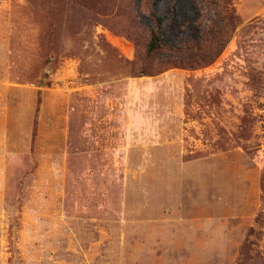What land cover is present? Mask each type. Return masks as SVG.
<instances>
[{
	"label": "rangeland",
	"instance_id": "1",
	"mask_svg": "<svg viewBox=\"0 0 264 264\" xmlns=\"http://www.w3.org/2000/svg\"><path fill=\"white\" fill-rule=\"evenodd\" d=\"M215 2L216 62L139 77L131 0H0V264H264V0Z\"/></svg>",
	"mask_w": 264,
	"mask_h": 264
},
{
	"label": "trees",
	"instance_id": "2",
	"mask_svg": "<svg viewBox=\"0 0 264 264\" xmlns=\"http://www.w3.org/2000/svg\"><path fill=\"white\" fill-rule=\"evenodd\" d=\"M215 1L188 0L196 16L191 21L182 20L185 36L174 41L167 35L168 25L157 15L159 0H131L133 32L127 36L139 48L134 74L156 76L171 68L196 70L216 62L232 40L237 19ZM141 32L145 34L144 44L137 35Z\"/></svg>",
	"mask_w": 264,
	"mask_h": 264
}]
</instances>
